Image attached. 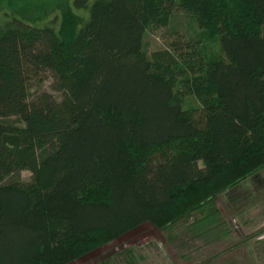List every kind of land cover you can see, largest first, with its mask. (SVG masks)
Returning <instances> with one entry per match:
<instances>
[{"label": "trees", "instance_id": "1", "mask_svg": "<svg viewBox=\"0 0 264 264\" xmlns=\"http://www.w3.org/2000/svg\"><path fill=\"white\" fill-rule=\"evenodd\" d=\"M72 4L86 18L0 21V264H69L194 212L215 229L213 200L264 170V0ZM176 10L222 57L180 38L146 53ZM48 78L61 100L29 92Z\"/></svg>", "mask_w": 264, "mask_h": 264}, {"label": "rangeland", "instance_id": "2", "mask_svg": "<svg viewBox=\"0 0 264 264\" xmlns=\"http://www.w3.org/2000/svg\"><path fill=\"white\" fill-rule=\"evenodd\" d=\"M11 10L37 24L53 19L55 26L65 14L76 20L86 18V12L75 8L72 0H0V21ZM179 38L207 58L222 57L217 37L200 28L194 15L179 10L165 26L146 31L143 48L151 56ZM50 82L49 78L41 84L31 81L29 92L45 89L61 100L62 94L53 91ZM20 177L28 181L30 172L23 170ZM213 201L219 213L215 229L213 225L202 231L195 226L204 212L190 213L162 230L144 223L69 264H264V170Z\"/></svg>", "mask_w": 264, "mask_h": 264}]
</instances>
